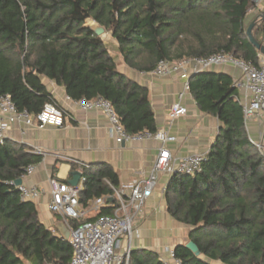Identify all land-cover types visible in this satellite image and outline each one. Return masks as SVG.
<instances>
[{"label": "trees", "instance_id": "trees-1", "mask_svg": "<svg viewBox=\"0 0 264 264\" xmlns=\"http://www.w3.org/2000/svg\"><path fill=\"white\" fill-rule=\"evenodd\" d=\"M254 8L253 0H0V96L35 116L48 103L59 105L43 82L48 79L72 100H108L130 134L156 132L148 89L119 71L87 20L117 41L129 68L152 72L162 60L220 52L258 64L246 36L251 23L245 26ZM261 15L253 34L264 43ZM190 91L223 127L200 173L170 178L169 213L191 227L189 240L201 252L197 257L179 245L175 258L181 264H264V155L248 136L230 80L193 73ZM41 158L9 139L0 143V264H67L72 258L70 241L50 230L13 184ZM84 176L83 203L111 196L108 184L119 187L107 165L89 166ZM110 212L103 208L99 215ZM130 264L164 263L156 252L132 250Z\"/></svg>", "mask_w": 264, "mask_h": 264}, {"label": "crops", "instance_id": "crops-1", "mask_svg": "<svg viewBox=\"0 0 264 264\" xmlns=\"http://www.w3.org/2000/svg\"><path fill=\"white\" fill-rule=\"evenodd\" d=\"M255 15L252 12L248 14L245 26L259 18ZM105 35L108 37L109 33L106 32ZM104 36L102 39L105 42ZM109 36L114 47L118 49L117 41ZM110 51L117 59L119 71L148 89L157 130H165L177 138L175 143L168 144L172 155L184 158L192 154H208L223 125L217 116L200 109L191 91L180 98L185 90L186 78L180 74L158 76L153 71L133 70L124 63L119 50L116 51L117 55ZM256 51L259 58L261 53ZM203 72L215 78L230 80L232 90L235 91L234 99L242 107L246 94L234 86L235 81L241 77L238 68L224 64ZM192 74L189 75V82ZM43 82L53 85L52 95L66 112L64 126L40 128L37 124L29 127L24 122H17L8 131L7 139L20 144L26 152L42 157L38 164L33 165L34 172L22 178L23 184L42 191L40 198L33 201L40 220L56 235L62 236L63 219L49 210L50 181L53 178L69 183L73 178L72 174L79 169L75 163L79 161L96 169L109 166L118 176L119 187H128L151 173L160 144L154 140L118 144L111 132L109 121L101 110L83 111L75 104V100L68 97L63 87L48 79ZM176 104L187 108L188 113L184 117L171 120L169 112ZM242 114L251 142L264 143V117H254L246 122L243 107ZM169 181L167 175L159 176L158 187L134 224L132 240V250L156 252L160 260H170L171 251L190 242L191 227L175 220L169 213L166 198ZM107 198L108 202H113L109 199L110 196ZM96 199L82 202L88 211L87 220H95L100 214L92 210V203ZM105 208L111 210L110 214L113 212L112 208ZM171 264L174 263L171 261Z\"/></svg>", "mask_w": 264, "mask_h": 264}, {"label": "built area", "instance_id": "built-area-1", "mask_svg": "<svg viewBox=\"0 0 264 264\" xmlns=\"http://www.w3.org/2000/svg\"><path fill=\"white\" fill-rule=\"evenodd\" d=\"M254 1L260 4L264 0ZM224 64L232 65L241 72V77L235 81L234 86L246 94L242 103L246 122L254 117H264V55L262 54L259 55L258 64L247 62L225 52L205 58L162 60L153 72L158 76L180 74L186 78L185 90L180 96L183 98L186 93L190 92V73L201 72ZM75 104L83 111L101 110L107 117L111 132L118 144L145 140H154L160 144L158 156L151 173L146 178L128 187L115 188L108 184L113 191L109 199L113 202H108L107 197L93 201V211L101 212L105 207L113 210L111 214L99 215L95 220H87L88 211L83 207L81 200L87 181L84 173L89 169V165L79 161L75 162L79 167L78 171L82 174L76 187L57 178L50 181L49 210L63 219L70 232L69 241L73 254L67 264H130L134 224L146 202L158 187L159 176L163 174L169 178L175 175L195 176L202 171V164L207 154H192L184 158L174 157L168 149V144L175 143L177 138L165 130L144 131L138 134L128 133L112 104L103 98L81 99L75 101ZM187 113V108L176 104L170 109L169 118L175 120L186 116ZM65 118L66 112L60 105L48 103L40 113L33 116L27 111H19L9 95H2L0 96V143L2 144L7 139L8 131L17 122H24L29 127L35 124L40 128L63 127ZM252 143L264 155V143ZM34 170L33 165L28 166L23 178L31 175ZM13 184L15 185V182ZM17 189L24 201H37L42 195V191L29 188L24 184L18 186ZM161 261L164 264H171V261L174 264H181L175 258L174 251L170 252V260Z\"/></svg>", "mask_w": 264, "mask_h": 264}, {"label": "water", "instance_id": "water-1", "mask_svg": "<svg viewBox=\"0 0 264 264\" xmlns=\"http://www.w3.org/2000/svg\"><path fill=\"white\" fill-rule=\"evenodd\" d=\"M261 18L262 20H264V13L261 15ZM256 25V21L253 22L247 29L246 31V36L247 38L249 39V42L250 44L256 48V50H258L262 55H264V43H261L259 42L254 34H253V28L255 27ZM90 28L92 29V31L98 35L99 37H103L105 34H106V30L98 25V24H93L90 26ZM46 88H47V91L49 94H52L53 93V85L51 83H48L46 85ZM72 180L69 182V184L71 186H74L76 187L82 177V174L81 172L79 171H75L73 174H72ZM23 184V180L22 179H19L17 181H15V185L18 187L20 185ZM61 233H62V236L64 237L65 240H68L69 241V238H70V232L69 230L65 227L64 224H62V229H61ZM186 247L191 250L197 257H201V252L199 251L197 245L194 243V242H189Z\"/></svg>", "mask_w": 264, "mask_h": 264}, {"label": "rangeland", "instance_id": "rangeland-1", "mask_svg": "<svg viewBox=\"0 0 264 264\" xmlns=\"http://www.w3.org/2000/svg\"><path fill=\"white\" fill-rule=\"evenodd\" d=\"M253 2L255 3V8L251 11L252 13H254V14H256L255 16H259L260 17V14L262 13V11H263V7H264V1H263V3H260L259 4V2H255L254 0H253ZM258 4L260 5V7L258 6ZM92 20V19H91ZM93 21V20H92ZM95 25L96 23L93 21V23H91L90 21H88L87 20V22H86V26H91V25ZM109 35H110V33H109ZM108 35V37L105 35L104 36V38H105V42H107L108 43V49H110V50H112L113 52H115L116 53V55H117V52L116 51H118V49L116 48V47H114V45H113V43L111 42V39H109V36ZM112 37V36H111ZM119 52V51H118Z\"/></svg>", "mask_w": 264, "mask_h": 264}, {"label": "bare ground", "instance_id": "bare-ground-1", "mask_svg": "<svg viewBox=\"0 0 264 264\" xmlns=\"http://www.w3.org/2000/svg\"><path fill=\"white\" fill-rule=\"evenodd\" d=\"M91 23H93V21L90 20Z\"/></svg>", "mask_w": 264, "mask_h": 264}]
</instances>
